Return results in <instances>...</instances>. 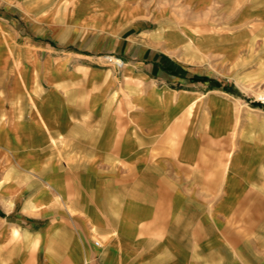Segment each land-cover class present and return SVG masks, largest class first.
<instances>
[{"label": "crops", "instance_id": "obj_1", "mask_svg": "<svg viewBox=\"0 0 264 264\" xmlns=\"http://www.w3.org/2000/svg\"><path fill=\"white\" fill-rule=\"evenodd\" d=\"M248 84L264 0H0V264H264Z\"/></svg>", "mask_w": 264, "mask_h": 264}, {"label": "rangeland", "instance_id": "obj_2", "mask_svg": "<svg viewBox=\"0 0 264 264\" xmlns=\"http://www.w3.org/2000/svg\"><path fill=\"white\" fill-rule=\"evenodd\" d=\"M107 55H110V54H102L101 57L103 59V61L107 64V65H113V64H110L106 61V56ZM111 55H114V54H111ZM118 57V56H117ZM121 58V57H120ZM123 59V58H122ZM124 60V59H123ZM125 62V61H124ZM125 64V63H124ZM116 66V65H115ZM118 67V66H116ZM244 88L246 90H248L250 92V103L251 104H254V105H258L259 107L263 108L264 109V106L261 104V102L258 100L259 96L261 94L264 93V86L263 85H259V84H248V85H245Z\"/></svg>", "mask_w": 264, "mask_h": 264}, {"label": "built area", "instance_id": "obj_3", "mask_svg": "<svg viewBox=\"0 0 264 264\" xmlns=\"http://www.w3.org/2000/svg\"><path fill=\"white\" fill-rule=\"evenodd\" d=\"M106 61L110 64L116 65L118 67H122L124 65V60L120 57H117L115 55H107L106 57ZM258 100L261 102V104L264 106V93L261 94L258 98Z\"/></svg>", "mask_w": 264, "mask_h": 264}, {"label": "bare ground", "instance_id": "obj_4", "mask_svg": "<svg viewBox=\"0 0 264 264\" xmlns=\"http://www.w3.org/2000/svg\"><path fill=\"white\" fill-rule=\"evenodd\" d=\"M200 152V151H199Z\"/></svg>", "mask_w": 264, "mask_h": 264}]
</instances>
